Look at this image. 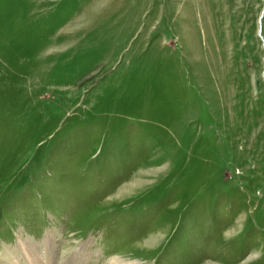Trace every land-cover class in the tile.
<instances>
[{
	"label": "rangeland",
	"instance_id": "obj_1",
	"mask_svg": "<svg viewBox=\"0 0 264 264\" xmlns=\"http://www.w3.org/2000/svg\"><path fill=\"white\" fill-rule=\"evenodd\" d=\"M115 255L264 264V0H0V264Z\"/></svg>",
	"mask_w": 264,
	"mask_h": 264
},
{
	"label": "bare ground",
	"instance_id": "obj_2",
	"mask_svg": "<svg viewBox=\"0 0 264 264\" xmlns=\"http://www.w3.org/2000/svg\"><path fill=\"white\" fill-rule=\"evenodd\" d=\"M52 238H50L49 237V234L47 233V235L45 236V239H44V241L42 242V244H43V249H44V251H45V255L47 256L50 252H51V254H52V251H53V249H54V244H53V240H51ZM24 241H26V239L25 240H23L22 242H24ZM148 243H150V241L149 240H147L146 242H145V244H148ZM6 249V248H5ZM77 251H75L74 253H76ZM3 253V252H2ZM86 253V252H85ZM84 253V254H85ZM50 255V254H49ZM8 256V255H7ZM25 257V256H24ZM16 259V258H15ZM34 259H35V256H34ZM1 260V259H0ZM30 261H31V259H30ZM31 263H32V261H31ZM2 264H20L18 261H17V259L16 260H13V257H11V256H9V257H5L4 259H3V263ZM33 264V263H32ZM59 264V263H58ZM63 264V263H62ZM103 264H141V262L140 261H135V260H130V259H123V258H121L120 256L118 257V255H115V256H110V257H108L107 259H106V261H104V263ZM143 264V263H142Z\"/></svg>",
	"mask_w": 264,
	"mask_h": 264
}]
</instances>
